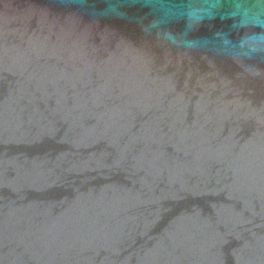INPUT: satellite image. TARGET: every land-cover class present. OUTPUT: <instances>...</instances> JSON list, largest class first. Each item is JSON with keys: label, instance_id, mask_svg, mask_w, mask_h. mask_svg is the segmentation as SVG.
<instances>
[{"label": "water", "instance_id": "95a60500", "mask_svg": "<svg viewBox=\"0 0 264 264\" xmlns=\"http://www.w3.org/2000/svg\"><path fill=\"white\" fill-rule=\"evenodd\" d=\"M0 264H264V0H0Z\"/></svg>", "mask_w": 264, "mask_h": 264}]
</instances>
